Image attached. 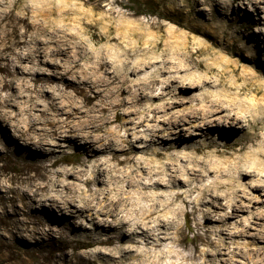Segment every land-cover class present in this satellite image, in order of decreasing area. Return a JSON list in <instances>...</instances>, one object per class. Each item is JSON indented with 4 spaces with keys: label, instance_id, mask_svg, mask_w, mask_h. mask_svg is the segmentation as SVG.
Wrapping results in <instances>:
<instances>
[{
    "label": "bare ground",
    "instance_id": "obj_1",
    "mask_svg": "<svg viewBox=\"0 0 264 264\" xmlns=\"http://www.w3.org/2000/svg\"><path fill=\"white\" fill-rule=\"evenodd\" d=\"M22 1L0 0V264H235L242 232L228 224L253 201L248 188L264 190V165L256 152L225 166L217 155L255 137L238 98L249 84L234 70L194 77L208 63L176 52L169 61L172 31L149 55L161 24L111 6L123 0L98 19L95 0ZM247 1L264 14V0ZM98 24L96 47L83 35ZM65 152L74 166L60 165ZM249 251L264 264V232Z\"/></svg>",
    "mask_w": 264,
    "mask_h": 264
},
{
    "label": "rangeland",
    "instance_id": "obj_2",
    "mask_svg": "<svg viewBox=\"0 0 264 264\" xmlns=\"http://www.w3.org/2000/svg\"><path fill=\"white\" fill-rule=\"evenodd\" d=\"M99 2L100 9H92L93 18H100V13L107 10L113 0H95ZM127 5L120 4V1L111 6L116 10H122L125 15H129L133 10L139 9L132 18L143 20L158 21L161 24V30L158 35H149L150 41H156L159 44L149 55L159 58L164 48L162 43L166 40L168 32L172 31L174 37L168 39L175 46L168 49V60L173 61V52H176L179 62L186 60L195 62H207L208 70L201 68L194 72V77L203 74L216 78L219 72L226 71L232 73L234 77H239L238 84L248 83V90H240V103L243 105L240 111L246 118L252 120V131L255 133L253 141L246 143L244 148L239 149L238 145L229 147L223 153L218 154L217 158L224 160L223 166L233 162L237 157H244L247 164L254 161L253 152L262 154V164L264 165V14L256 9L252 3L247 0H236L230 3V0H123ZM26 0L22 1L25 3ZM55 5H71L77 0H52ZM214 5L217 8H214ZM84 11L89 12L90 6L82 7ZM158 12L166 13L169 17H161ZM255 21L253 24H250ZM58 23V22H57ZM192 26V27H191ZM195 29V31L193 30ZM154 31V30H153ZM94 33L96 47L104 44V40H98L105 35V30L101 24L97 27L89 28L83 35L90 38ZM115 36V34H113ZM220 43V44H219ZM222 45V46H221ZM151 44L148 45L149 49ZM211 71V72H210ZM250 79V81H249ZM181 89V88H180ZM240 106V105H239ZM174 109H178L175 107ZM191 129V127L189 128ZM235 131L229 137H236L242 140L240 133ZM13 136V132L8 131ZM239 135V136H238ZM22 143V142H21ZM207 151V149H206ZM65 161L60 165L71 167L75 165L76 155L65 152ZM201 156V153L199 154ZM205 158L212 159V156L205 155ZM212 173L206 176L204 183H210ZM248 174L245 173L244 179ZM264 180V178H261ZM254 184V182H253ZM253 197V201L248 203L250 206L236 219H232L229 228L232 231H241V235H235L234 239L239 249L235 248L237 254L232 256L231 262L235 264H252V260L247 256L251 247L262 245V236L264 232V190L260 187L247 189ZM246 202V199H245ZM37 205V204H36ZM190 210V207L187 208ZM226 208L225 211H229ZM56 218L61 217L62 212L55 208L53 210ZM197 218L200 214L195 213ZM181 224L183 233L187 240L192 239L196 233L194 221L187 220L181 215ZM234 244V246H236ZM199 247L206 245L199 242ZM110 247L111 245H104ZM191 246V245H189ZM181 248V247H179ZM233 248V245L230 246ZM69 252L71 248L67 249ZM79 251H89L88 249H79ZM243 251L245 254L240 253ZM246 251V252H245ZM187 254L188 251H185ZM226 258V255H223ZM170 260L164 259L162 264H168ZM186 264V263H185ZM214 264H221L219 258L214 260Z\"/></svg>",
    "mask_w": 264,
    "mask_h": 264
}]
</instances>
